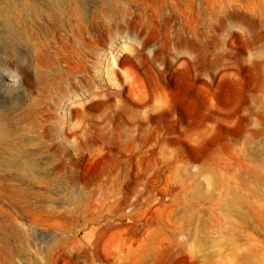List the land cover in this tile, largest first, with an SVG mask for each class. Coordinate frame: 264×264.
Instances as JSON below:
<instances>
[{"label":"rangeland","instance_id":"374dc122","mask_svg":"<svg viewBox=\"0 0 264 264\" xmlns=\"http://www.w3.org/2000/svg\"><path fill=\"white\" fill-rule=\"evenodd\" d=\"M212 1H83L75 110L54 140L8 114L40 166L0 168V264H264V0Z\"/></svg>","mask_w":264,"mask_h":264},{"label":"bare ground","instance_id":"6f19581e","mask_svg":"<svg viewBox=\"0 0 264 264\" xmlns=\"http://www.w3.org/2000/svg\"><path fill=\"white\" fill-rule=\"evenodd\" d=\"M18 1L0 4V50L4 52L6 60L0 61V168L30 171L39 167L40 163L21 143L20 136L19 139L14 136L11 128L13 121L8 120V114L20 108V115L26 123L23 127L25 130L32 132L39 129L42 136L51 132L50 140H54L61 129L63 117L52 106L65 102V109L75 110L76 103L69 98L81 87H70L74 85L73 75L78 67H84V60L90 50L98 46L101 33L98 31L96 10L82 4L89 0H45L47 8H40L37 0ZM215 2L212 1V4ZM43 12L52 18L54 16V20H36ZM68 16L74 18L71 24L66 20ZM243 18L247 19L248 16L244 15ZM88 67L91 68L92 64ZM22 79L33 84L30 88L25 87ZM9 81L11 83L6 87L4 83ZM95 81L96 76L92 74L88 80L90 96L97 94ZM36 82L40 85H35ZM50 125L53 127L50 128ZM40 134L37 133L39 138L42 137ZM85 138V142L91 140L90 136ZM45 147L49 151L59 150L61 144L52 141ZM72 149L91 150V146L79 144ZM53 164L73 166L65 160ZM27 176L32 180L33 175ZM36 177L43 180V177Z\"/></svg>","mask_w":264,"mask_h":264}]
</instances>
